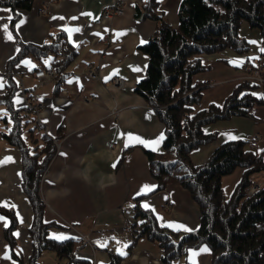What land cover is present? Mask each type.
Wrapping results in <instances>:
<instances>
[{"label": "crops", "instance_id": "obj_1", "mask_svg": "<svg viewBox=\"0 0 264 264\" xmlns=\"http://www.w3.org/2000/svg\"><path fill=\"white\" fill-rule=\"evenodd\" d=\"M117 1L120 0H33L14 23L13 9L0 3V25L7 24L14 37L9 39L0 27V96L5 93L12 74L20 86L13 98L14 108L25 104L21 81L43 103L40 118L44 126L36 128L33 135L38 145L44 143L41 136L45 134L56 147L42 173L38 192L45 205L44 220L55 222L48 229V235L54 239L53 233H65L66 238L77 237L75 256L91 264L107 263L110 253L122 255V264H165L157 239L135 238L131 230H123L127 222L132 223L131 212L137 204L145 207L147 203L160 224L182 233L186 230L171 227L167 221H178L195 229L200 223V209L190 191L178 182L154 191L157 182L150 173L145 149L163 150L166 127L157 108L136 92V85L145 77L148 65V55L140 46L154 33L157 20L147 15L143 6L145 0H122L125 2L123 14L105 18L104 9ZM158 1L159 12L176 25L182 0ZM21 18L24 23L17 28ZM61 25L73 29L78 26L80 30H74L70 39ZM59 31L66 33L77 54L62 77L55 74L39 83L33 76L34 71L56 67L55 53L41 57L26 53L18 57L19 52L23 44H43L51 40V33ZM239 34L248 43L246 50L227 47L200 54L205 69L197 73L194 80L204 88L195 106L197 110L212 103L222 104L242 81L243 66L248 62L261 60L264 75L261 30L244 21ZM234 60L238 62L233 63ZM91 68L97 70V79L90 77ZM114 76L122 77L124 85H112ZM254 93L264 94V85L257 86ZM257 97L262 101L253 102L248 114L231 115L203 125L204 131L215 133V137L190 152L194 164L204 163L216 147L231 140L250 142L257 137L254 149L264 150V95ZM0 108V160L13 157L0 163V206L14 208L17 220L11 232L9 218L7 222L0 220V264H77L68 258H59L49 249L31 260L33 238L29 227L33 208L23 185L22 152L3 135L2 131L12 126V120L8 108L4 104H0ZM113 108L118 109L116 114L112 113ZM30 127L32 124L28 123L25 135ZM119 132H132L145 140H154L160 133L164 135L159 144L151 147L139 141L125 147L127 137L117 135ZM226 133H232L235 138H229ZM27 143L31 147L36 145L30 138ZM261 152L264 155V151ZM243 172L244 169L238 167L222 177L228 197ZM252 179L262 182L264 187L261 172L253 174ZM146 184L154 187L143 189ZM139 196L143 197L138 199ZM203 245L207 244L191 248L197 250V264H220L213 261L211 250L199 251ZM5 252L9 257L4 256ZM191 255L188 249L170 264H193L189 259Z\"/></svg>", "mask_w": 264, "mask_h": 264}, {"label": "trees", "instance_id": "obj_2", "mask_svg": "<svg viewBox=\"0 0 264 264\" xmlns=\"http://www.w3.org/2000/svg\"><path fill=\"white\" fill-rule=\"evenodd\" d=\"M158 2L145 0L143 4L147 15L157 20V26L140 46L148 55V65L145 77L136 85V92L157 108L166 127V136L162 151L145 149V152L150 173L157 182L154 191L177 182L187 188L199 205L200 223L193 231L175 232L160 224L150 208L137 204L131 212V234L135 238L157 239L165 264L201 244L209 245L215 263L264 264V187L253 194L247 192V186L253 182L252 175L264 171L263 152L251 148L245 140H231L216 147L204 163L194 164L190 159L194 148L215 137V133L205 132L203 125L231 115L248 114L253 102L262 101L254 93L256 84L241 81L222 104L212 103L197 110L195 106L201 100L204 87L195 82L194 76L205 69L200 54L227 47L239 51L248 48L247 41L239 34L244 21L258 27L264 38V0H182L176 25L159 12ZM0 3L13 9L14 23L33 0H0ZM50 37L51 40L43 44H23L18 57L26 53L41 57L53 52L56 55L54 68L60 78L77 51L64 31L51 33ZM6 87L0 104L8 108L12 126L2 133L22 152L23 185L33 208L29 227L33 238L31 260L49 249L59 258L91 264L75 256L77 237L57 240L48 235V229L55 222L44 220L45 205L38 189L56 147L45 134L41 136L44 143L38 145L33 133L40 127L25 117L23 107L14 108L13 98L20 90L19 80L11 74ZM30 122L32 127L25 135ZM28 138L36 145L29 146ZM238 167L244 169L243 176L228 197L222 177L232 174ZM0 215L9 218L11 232L17 224L14 208L0 206ZM123 258L110 253V260L104 264H122Z\"/></svg>", "mask_w": 264, "mask_h": 264}, {"label": "built area", "instance_id": "obj_3", "mask_svg": "<svg viewBox=\"0 0 264 264\" xmlns=\"http://www.w3.org/2000/svg\"><path fill=\"white\" fill-rule=\"evenodd\" d=\"M124 6L125 2L120 0L115 3H112L108 5L104 11L103 16L105 18H111L115 15L123 14L124 12ZM261 65H263L262 61L259 59L253 60L252 62H248L243 66V75H242V81H248L256 84L257 86L264 85V75L262 73ZM56 74V69L54 67L47 68V69H37L34 71L33 76L38 80L39 83L47 80L51 76H54ZM89 75L93 79H97V70L95 68H91L89 71ZM16 76V75H15ZM17 77L20 78L18 75ZM111 84L114 86H123L124 85V79L120 76H114L111 79ZM21 91L23 92L24 98H25V104L23 107V113L25 117L28 119H32L38 127H43L44 122L40 118V111L43 107V103L36 98L35 95L31 94L27 88L25 87L24 83L21 81ZM118 112V109L116 108L112 109V113L116 114ZM258 144L257 137L254 138V140L249 142V146L251 148L256 147ZM112 146V143L109 144ZM263 186L259 182H252L249 186H247V192L248 194H253L259 189H261ZM131 224L127 222L123 230L130 231ZM83 239L89 243L92 244L91 241L88 239L87 236H83ZM92 246V245H91Z\"/></svg>", "mask_w": 264, "mask_h": 264}, {"label": "snow or ice", "instance_id": "obj_4", "mask_svg": "<svg viewBox=\"0 0 264 264\" xmlns=\"http://www.w3.org/2000/svg\"><path fill=\"white\" fill-rule=\"evenodd\" d=\"M8 11H11L10 9ZM24 23V19H20L17 23V28L19 27V24H22ZM0 27H2L5 32L7 33V36L9 39H13L14 37L12 36V33L8 30V25L7 24H3V25H0ZM61 27L65 28L67 31H68V35H69V38L71 39L72 37V32L75 30V31H79V27L77 26L75 29L71 28L70 26L68 25H61ZM141 42L143 43L144 41L141 40ZM73 43H76V41H73ZM255 43V42H253ZM262 52H264V48L261 49ZM233 63H237L238 61L234 60L232 61ZM108 77H105V79H107ZM78 79V78H76ZM241 95H243V93H241ZM255 95H264V94H261V93H255ZM117 135H120V136H126L127 137V140L125 141V147L128 146V144H131L135 141H139L140 143H143V144H147L148 146H153L154 144H159L160 143V140L163 138V133H160L159 137H157L156 139L154 140H145L144 138L136 135L135 133H132V132H127V133H124V132H119L117 133ZM225 135H227L229 138H235L233 136L232 133H226ZM261 151H264V150H261ZM13 157L11 156H7L4 158V160H0V163H3V162H6V161H10L12 160ZM151 187H154V185H144L143 186V189H150ZM146 208H149V207H152L151 205L145 203L144 205ZM14 207V206H13ZM17 215H19V213H17ZM0 220H4V221H8V217L6 216H2L0 215ZM167 223L169 224V226L171 227H175V228H179V229H185L186 231H193L192 228H190L187 224L185 223H181V222H178V221H167ZM5 226L7 227V223L5 224ZM16 235H19V232L17 231L16 232ZM52 235H54L56 237V239H59V240H63L66 238V234L65 233H53ZM211 249L208 248L207 245H203L199 251H204V252H208L210 251ZM117 251L118 252H121V254H125L123 253V250L121 248H117ZM189 251L192 253V255L189 257V259L193 260V264H197L196 260H195V257L197 255V250L196 249H189ZM4 256L5 257H9V253L8 252H5L4 253Z\"/></svg>", "mask_w": 264, "mask_h": 264}, {"label": "rangeland", "instance_id": "obj_5", "mask_svg": "<svg viewBox=\"0 0 264 264\" xmlns=\"http://www.w3.org/2000/svg\"><path fill=\"white\" fill-rule=\"evenodd\" d=\"M125 7V6H124ZM116 110H117V108H116ZM0 112H1V114H2V109L0 108ZM31 124H32V122H30ZM2 124V123H1ZM8 130H9V127H6ZM259 172H261V174L262 175H264V172H262V171H259ZM253 182H257V181H254L253 180ZM260 184H262V182H259ZM38 192H40V189H38ZM40 196V195H39ZM41 197V196H40Z\"/></svg>", "mask_w": 264, "mask_h": 264}]
</instances>
